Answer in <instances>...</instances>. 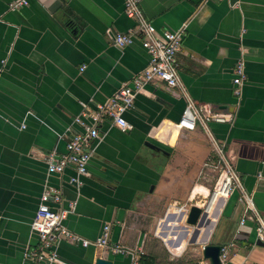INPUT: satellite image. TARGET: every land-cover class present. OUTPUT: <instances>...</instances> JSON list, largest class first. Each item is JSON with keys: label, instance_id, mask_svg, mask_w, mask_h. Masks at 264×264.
I'll return each instance as SVG.
<instances>
[{"label": "crops", "instance_id": "obj_1", "mask_svg": "<svg viewBox=\"0 0 264 264\" xmlns=\"http://www.w3.org/2000/svg\"><path fill=\"white\" fill-rule=\"evenodd\" d=\"M13 1L0 0V264H31L28 252L41 246L32 223L48 189L62 195L52 207L75 204L63 223L69 231L96 241L111 224L110 244L141 250L140 264H210L204 247L233 241L227 264H264L256 223L240 228V192L215 199L202 182L218 162L210 136L200 126L178 128L186 100L163 82L138 93L125 116L132 131L102 117L83 185L70 182L73 169L48 172L47 158L67 154L69 140L82 132L76 119L132 86L150 58L125 0H28L16 11ZM140 8L158 35L184 31L183 85L205 114L230 119L211 123V134L264 218V0H143ZM128 34L134 43L117 47L116 37ZM239 61L247 80L238 98ZM186 205L210 212L189 227ZM58 254V264H132L130 255L70 242Z\"/></svg>", "mask_w": 264, "mask_h": 264}, {"label": "built area", "instance_id": "obj_2", "mask_svg": "<svg viewBox=\"0 0 264 264\" xmlns=\"http://www.w3.org/2000/svg\"><path fill=\"white\" fill-rule=\"evenodd\" d=\"M143 0H125L126 15L136 20L142 46L149 55L148 68L135 77L132 86H124L105 105L98 107V113L84 114L76 119V123L82 127V132L76 133L67 144V154L55 158L52 154L47 158L48 172L50 174L62 175L70 168L76 173V178L71 179L72 184L83 185L82 178L88 174L89 165L95 153L97 144L101 141V135L97 124L102 117H107L111 127H116L123 133L133 130V126L126 120L125 116L135 105L139 92L149 83L154 81L163 82L169 89L179 90L186 100V108L183 112L178 128L194 131L200 126L211 138L218 162L214 166L222 171L221 179L212 195L213 198H227L234 191H239L245 203V213L240 221V228L244 227L249 220H253L256 227V235L259 241L264 242V218L255 210L252 197L243 189L240 178L233 166L232 157L227 155L224 146H221L212 136L210 124L228 123L227 115L205 114L189 96L181 79V66L178 60L182 52L184 31H165L158 35L156 28L144 17L140 5ZM28 0H14L11 10H20L28 6ZM135 34L118 35L116 46L123 49L134 43ZM236 78L234 79V94L236 97L242 95V88L247 77L243 61L236 66ZM91 119V123L88 121ZM24 128V127H23ZM56 205L62 204V195L59 190L48 189L41 198V204L32 223L33 232L39 237L41 246L39 250L30 251L27 254L31 264H58V248L62 242H70L84 248L97 247L111 251L115 255H130L132 264H140L142 251H132L120 245H111L112 225L106 224L103 227L101 236L96 241H88L72 233L64 226V221L69 214L73 213L75 204L71 203L68 209L54 208L51 202ZM191 205L185 206L187 214ZM182 209V208H181ZM180 209V210H181ZM204 213L210 209L202 207ZM239 228V229H240ZM241 230V229H240ZM240 230L238 233H240ZM236 250L235 241L222 247L220 261L227 264L230 256Z\"/></svg>", "mask_w": 264, "mask_h": 264}, {"label": "water", "instance_id": "obj_3", "mask_svg": "<svg viewBox=\"0 0 264 264\" xmlns=\"http://www.w3.org/2000/svg\"><path fill=\"white\" fill-rule=\"evenodd\" d=\"M151 148H156L151 145ZM206 213L203 212V209L197 205H193L187 215L186 224L189 227H197L201 220L206 216ZM222 246L219 245H207L203 249V261H207L210 264H221L220 255H221ZM96 264H113L112 261L108 259H97ZM190 264H201L200 262H194Z\"/></svg>", "mask_w": 264, "mask_h": 264}, {"label": "rangeland", "instance_id": "obj_4", "mask_svg": "<svg viewBox=\"0 0 264 264\" xmlns=\"http://www.w3.org/2000/svg\"><path fill=\"white\" fill-rule=\"evenodd\" d=\"M209 178L208 180H204L202 182L206 183V184H210L211 190H212V194L214 193L220 179L222 176V171L219 169H214L211 172H208Z\"/></svg>", "mask_w": 264, "mask_h": 264}]
</instances>
